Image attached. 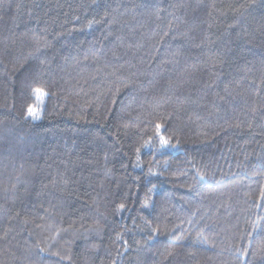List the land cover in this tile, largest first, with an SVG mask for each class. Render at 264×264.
<instances>
[{
  "label": "trees",
  "instance_id": "trees-1",
  "mask_svg": "<svg viewBox=\"0 0 264 264\" xmlns=\"http://www.w3.org/2000/svg\"><path fill=\"white\" fill-rule=\"evenodd\" d=\"M0 264H264V0H0Z\"/></svg>",
  "mask_w": 264,
  "mask_h": 264
},
{
  "label": "snow or ice",
  "instance_id": "snow-or-ice-1",
  "mask_svg": "<svg viewBox=\"0 0 264 264\" xmlns=\"http://www.w3.org/2000/svg\"><path fill=\"white\" fill-rule=\"evenodd\" d=\"M36 91H41V90H39V89H37ZM29 116H32L34 119H36V118H38V115H37V113L30 107L29 109H28V113H27ZM159 127V126H158ZM163 143H167V141H162ZM124 207V205L123 204H121L120 205V208H123Z\"/></svg>",
  "mask_w": 264,
  "mask_h": 264
}]
</instances>
